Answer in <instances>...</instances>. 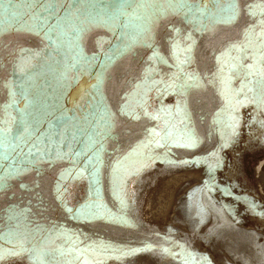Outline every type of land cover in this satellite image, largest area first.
<instances>
[{
	"label": "rangeland",
	"instance_id": "374dc122",
	"mask_svg": "<svg viewBox=\"0 0 264 264\" xmlns=\"http://www.w3.org/2000/svg\"><path fill=\"white\" fill-rule=\"evenodd\" d=\"M0 264H264V0H0Z\"/></svg>",
	"mask_w": 264,
	"mask_h": 264
},
{
	"label": "bare ground",
	"instance_id": "6f19581e",
	"mask_svg": "<svg viewBox=\"0 0 264 264\" xmlns=\"http://www.w3.org/2000/svg\"><path fill=\"white\" fill-rule=\"evenodd\" d=\"M153 4V3H152ZM151 4V5H152ZM150 5V6H151ZM33 42L30 43H26L23 39L21 40V43L19 44V47H28L30 45H32ZM28 57H32V55H21V56H17L15 59V65L17 66L20 62L24 63ZM27 61V60H26ZM20 72V70H18ZM22 73L24 74L25 71L22 70ZM204 186L206 187L207 185L204 184ZM210 186L211 189L214 191L212 194L216 195V198L218 199L217 202H220L223 206H226L227 208H229V206L227 205V203L232 202L233 201V196L235 195V189H230L227 192L221 194V192L219 191L220 189L217 187H214L210 181ZM261 191V190H260ZM230 213V212H229ZM231 214V217L234 223H242L243 225L249 226L251 224H254V222L257 220V218L255 219V216H251L250 214L247 213V215H242V214ZM162 239V238H160ZM138 242V241H137ZM197 255L199 257L198 252L193 253V255ZM216 263V261H215Z\"/></svg>",
	"mask_w": 264,
	"mask_h": 264
},
{
	"label": "snow or ice",
	"instance_id": "6c2138e0",
	"mask_svg": "<svg viewBox=\"0 0 264 264\" xmlns=\"http://www.w3.org/2000/svg\"><path fill=\"white\" fill-rule=\"evenodd\" d=\"M192 142H193V143L195 142V141H194V139H193V141H192Z\"/></svg>",
	"mask_w": 264,
	"mask_h": 264
}]
</instances>
